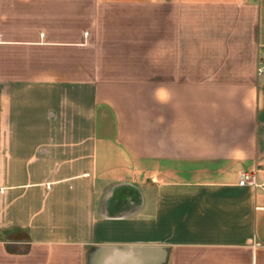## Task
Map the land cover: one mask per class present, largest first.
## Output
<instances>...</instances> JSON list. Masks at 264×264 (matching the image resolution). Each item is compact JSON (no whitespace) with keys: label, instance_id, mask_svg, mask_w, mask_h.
I'll return each instance as SVG.
<instances>
[{"label":"crops","instance_id":"0c3cea01","mask_svg":"<svg viewBox=\"0 0 264 264\" xmlns=\"http://www.w3.org/2000/svg\"><path fill=\"white\" fill-rule=\"evenodd\" d=\"M264 0H0V264H264Z\"/></svg>","mask_w":264,"mask_h":264},{"label":"built area","instance_id":"2783aa9c","mask_svg":"<svg viewBox=\"0 0 264 264\" xmlns=\"http://www.w3.org/2000/svg\"><path fill=\"white\" fill-rule=\"evenodd\" d=\"M236 185L264 191V169L240 171L237 177Z\"/></svg>","mask_w":264,"mask_h":264}]
</instances>
